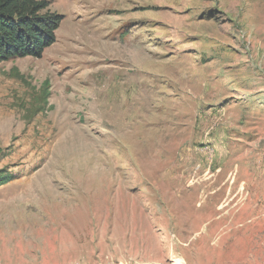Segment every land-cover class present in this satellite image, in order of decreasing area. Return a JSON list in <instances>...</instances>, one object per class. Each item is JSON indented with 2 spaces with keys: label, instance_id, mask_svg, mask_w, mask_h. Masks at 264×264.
Returning a JSON list of instances; mask_svg holds the SVG:
<instances>
[{
  "label": "rangeland",
  "instance_id": "1",
  "mask_svg": "<svg viewBox=\"0 0 264 264\" xmlns=\"http://www.w3.org/2000/svg\"><path fill=\"white\" fill-rule=\"evenodd\" d=\"M47 1L0 61V264H264V0Z\"/></svg>",
  "mask_w": 264,
  "mask_h": 264
},
{
  "label": "trees",
  "instance_id": "2",
  "mask_svg": "<svg viewBox=\"0 0 264 264\" xmlns=\"http://www.w3.org/2000/svg\"><path fill=\"white\" fill-rule=\"evenodd\" d=\"M63 18L49 9L47 0H0V61L41 57L55 42ZM11 178L0 175V185Z\"/></svg>",
  "mask_w": 264,
  "mask_h": 264
},
{
  "label": "bare ground",
  "instance_id": "3",
  "mask_svg": "<svg viewBox=\"0 0 264 264\" xmlns=\"http://www.w3.org/2000/svg\"><path fill=\"white\" fill-rule=\"evenodd\" d=\"M182 5H183V4H182ZM175 6H176V5H175ZM183 7H184V6H183ZM177 8H178V7H177ZM178 9H179V8H178ZM179 15H180V17H178V19H179V20H181V19L184 20V18H183V17H184L183 14H182L183 17L181 16V14H179ZM179 15H178V16H179ZM172 19H174V18H172ZM176 19H177V18H176ZM172 23H174V22H172ZM174 24H175V23H174ZM179 25H180V24H179ZM177 26H178V24H177ZM171 27H172V26H171ZM180 27L182 28V26H180ZM169 28H170V27H169ZM191 28H192V27H191ZM172 29H174V27H172ZM201 44H202V43H201ZM117 53H118V52H117ZM123 53H124V52H123ZM115 54H116V53H115ZM126 55H127V54H126ZM122 56H123V55H122ZM120 57H121V56H120ZM124 57H125V56H124ZM232 59H233V58H232ZM234 66H235V65H234ZM229 68H230V67H229ZM240 70H241V69H240ZM100 175H101V174H100ZM54 186H55V185H54ZM51 187H52V186H50V188H51ZM50 188H49V189H50ZM47 190H48V188H47ZM54 190H55V189H54ZM69 191H70V190H69ZM56 192H57V191H56ZM52 193H53V192H51V194H52ZM49 194H50V193H49ZM65 196H66V195H65ZM74 198H75V197H74ZM39 199H40V198H39ZM52 199H53V198H52ZM34 202H35V201H34ZM31 203H32V202H31ZM53 203H54V202H53ZM36 205H37V204H36ZM37 206H38V205H37ZM44 221H45V220H44ZM31 238H32V237H31Z\"/></svg>",
  "mask_w": 264,
  "mask_h": 264
}]
</instances>
